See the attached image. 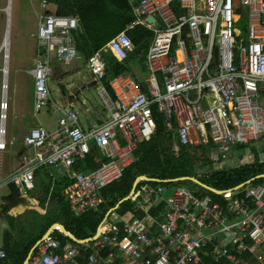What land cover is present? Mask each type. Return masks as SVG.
<instances>
[{
	"label": "built area",
	"instance_id": "1",
	"mask_svg": "<svg viewBox=\"0 0 264 264\" xmlns=\"http://www.w3.org/2000/svg\"><path fill=\"white\" fill-rule=\"evenodd\" d=\"M38 1L46 11L48 0ZM131 4L136 20L129 28L143 25L150 31L147 78L127 73L108 86L103 84L105 53L110 51L124 61L135 51L126 31L93 53L87 64L100 85L109 121L86 132L74 108L58 107L61 117L56 130L42 126L22 134L24 147L33 153L23 156L20 169L0 189L14 186L21 199H28L36 171L51 166L73 181L64 195L77 216L98 207L101 191L122 177L138 144L151 140L156 130L154 106L167 120H177L184 145L217 144L228 152L235 144L247 145L264 137V0H131ZM12 5L9 0L4 9L7 29L0 46L4 59L0 70L2 155L13 144L7 140ZM243 18L247 20L245 37L237 28ZM79 27L76 17L38 18L36 38L44 53L38 54L29 72L36 112L50 105L53 62L68 65L81 58L71 33ZM91 142L109 161L92 173L77 172L73 166L91 153ZM175 150L180 151L178 144ZM237 159L245 163L242 156ZM162 191L161 187L148 189L138 201L141 209L161 204L159 216L105 220L93 238L77 243L63 245L49 237L33 248L25 264H203L204 257L231 264H264V252L255 256L258 247L264 246V185L247 182L219 192L222 201L201 198L182 186L167 199ZM246 238L253 241L251 246ZM7 257L0 249V260Z\"/></svg>",
	"mask_w": 264,
	"mask_h": 264
},
{
	"label": "trees",
	"instance_id": "2",
	"mask_svg": "<svg viewBox=\"0 0 264 264\" xmlns=\"http://www.w3.org/2000/svg\"><path fill=\"white\" fill-rule=\"evenodd\" d=\"M48 1L55 6L56 16L80 19V29L71 33L77 50L85 61L124 31L132 38L135 51L130 53L126 60L120 61L110 51L105 53L107 71L104 85L108 86L111 81L127 73L137 78L136 66L141 68L142 76L145 77L147 51L151 44L150 31L143 25L129 28L136 20L131 0ZM140 83L144 93L147 92L144 82ZM152 111L156 130L151 140H143L138 144L133 162L126 167L122 177L101 191V204L98 207L77 216L64 195V191L73 181L60 176L51 166L41 167L36 172L34 188L27 193L38 201L46 212L41 214L36 210H27L18 216L7 213L8 229L4 235L3 249L8 257L0 260V264H25L31 250L55 224L62 225L66 232L55 228L50 238H55L65 245L69 242L77 243L76 240L93 238L110 211L108 222L115 216L125 222L144 220L148 215L159 216L162 213V205L158 202L142 209L136 207L144 193L151 188L188 185V189L201 198L210 196L215 201H222L224 196L218 192L235 189L247 182L252 185H264V158L254 160L252 156L249 161L242 159L245 161L242 164L240 159H231V155L226 154L227 152L217 144L184 145L178 136L177 120H167L156 106ZM175 144L180 146L179 152L175 150ZM247 145L235 144L232 148L243 152ZM108 161L109 159L93 144L91 153L85 159L79 160L73 169L91 173ZM223 161V166L217 165ZM10 187L15 199L19 200V192L14 186ZM132 192L134 195L130 197ZM245 241L250 246L253 244L248 238ZM209 250L210 248L207 249ZM261 252H264L262 245L258 247L255 256ZM203 264L231 263L228 260L216 262L211 257H204Z\"/></svg>",
	"mask_w": 264,
	"mask_h": 264
},
{
	"label": "rangeland",
	"instance_id": "3",
	"mask_svg": "<svg viewBox=\"0 0 264 264\" xmlns=\"http://www.w3.org/2000/svg\"><path fill=\"white\" fill-rule=\"evenodd\" d=\"M8 2L9 0H0V46L7 29L4 9L8 6ZM54 11V5L52 4H50L48 10L42 11L37 0H13L7 91L10 105L7 120V140L13 142V144L8 146L9 148L4 155L0 153V186L15 174L23 164V155L27 152L23 148L22 134L32 128L42 126L49 131L56 130L61 116L58 107L66 108L72 105L85 129H88L89 124L94 126L99 121H109V113L105 110V104L99 95L100 85L86 88L81 93H77L84 85L95 82L87 62L82 57L74 60L69 65L63 63L60 65L61 70L64 72L63 78L59 79L55 73L48 81L50 105L41 109L40 112L34 110L35 88L33 79L28 72L32 70L38 56L39 44L36 38L38 18L42 14H53ZM246 23L247 20L243 18L237 24V28L242 31V37L246 36ZM3 66V54H0V70ZM57 70H59L58 66ZM2 84L3 75L0 71V102ZM65 91L67 97L64 96ZM71 96L72 98H70ZM261 103L264 105V99ZM205 107L207 108V105ZM91 144L94 143L91 142ZM31 151L33 152V150ZM226 154L231 155V159L242 154L247 161L250 160L248 158L250 155L254 156V160L256 158L261 160V158H264V137L257 143L248 144L243 152H237L233 147ZM217 165L223 166V162H218ZM182 186L185 188L187 186V189L189 187L188 185ZM173 191H175V186L163 188L162 198L167 199ZM11 193V188L0 189V247L4 245V235L8 229V220L5 215L7 214V200ZM136 207L140 209L142 206L136 204ZM10 212H12V209ZM112 220L113 217L110 221Z\"/></svg>",
	"mask_w": 264,
	"mask_h": 264
},
{
	"label": "crops",
	"instance_id": "4",
	"mask_svg": "<svg viewBox=\"0 0 264 264\" xmlns=\"http://www.w3.org/2000/svg\"><path fill=\"white\" fill-rule=\"evenodd\" d=\"M38 1V0H37ZM40 3V2H39ZM41 4V3H40ZM53 5V4H52ZM41 7V6H40ZM50 7V3H49V1H48V8ZM48 8H47V10H48ZM54 9H55V11H54V13L53 14H50V15H52V16H56L57 15V10H56V8H55V6H54ZM41 10H42V8H41ZM43 11H45V10H43ZM43 15H49V14H42L41 16H43ZM40 17V16H39ZM38 43V42H37ZM39 44V43H38ZM39 52H40V48H39V45H38V54H39ZM79 55L82 57V58H84L83 57V55L82 54H80L79 53ZM37 59V58H36ZM79 59V58H78ZM36 61V60H35ZM34 64H35V62H34ZM62 63H59V62H57V61H54L53 62V65H54V68H55V73H56V77H58L59 79L60 78H63V74H64V72H63V70H61V65ZM71 64V63H70ZM69 65V64H68ZM57 66H58V68H59V70H57ZM34 67V66H33ZM146 68V67H145ZM31 71V70H30ZM29 71V72H30ZM28 72V73H29ZM29 75H30V73H29ZM66 75V74H65ZM136 75H138L142 80H145L146 78H147V71H146V75H145V77H143L142 76V71H141V68L139 67V66H136ZM31 76V75H30ZM32 77V76H31ZM33 79V78H32ZM33 82H34V80H33ZM92 86H97L96 85V83L94 82L93 84L92 83H90V84H87V85H84L82 88H80L79 90H78V94L79 93H81L83 90H85L86 88H90V87H92ZM64 96H66L67 97V92L65 91L64 92ZM70 98H72V96L70 97ZM33 104H34V98H33ZM68 107H72V105H69ZM72 108H74V107H72ZM34 110H35V108H34ZM61 117V116H60ZM105 122L103 121H99L96 125H91V124H89L88 125V129H85L83 126H82V124H81V122H80V125H81V127L86 131V132H90V131H92V130H94V129H96V128H98L100 125H102V124H104ZM121 143H124L123 141H120ZM23 148H24V150H26V152H27V154H24L23 156H26V155H29V154H31V153H33L30 149H28V148H25L24 146H23ZM102 152V151H101ZM103 153V152H102ZM104 154V153H103ZM104 156H105V154H104ZM238 156H242V154H240V155H238ZM243 157V156H242ZM38 170H40V169H38ZM37 170V171H38ZM36 171V172H37ZM90 173V172H89ZM92 173V172H91ZM86 174H88V173H86ZM13 176V175H12ZM60 176H62V177H65V176H63V175H61L60 174ZM11 177V176H10ZM9 180V179H8ZM35 180H36V173H35V179H34V182H33V188H34V184H35ZM119 180V179H118ZM117 181V180H116ZM3 185V184H2ZM1 185V186H2ZM7 188H11L10 186L9 187H7ZM32 188V189H33ZM5 189V188H4ZM12 189V188H11ZM16 189V188H15ZM31 189V190H32ZM17 190V189H16ZM31 190H28V191H31ZM18 191V190H17ZM219 193V192H218ZM28 194V193H27ZM130 197H132V196H130ZM15 204V205H14ZM9 205H11L10 206V208H7ZM14 205V206H13ZM7 207H6V212L8 213H11V215H15V216H18V215H21V214H23L25 211H27V210H36V211H38L39 213H41V214H44L45 212H46V209L45 208H43V207H41L40 205H39V203H38V201H36L35 199H33V198H31L30 196H29V194H28V199H21V197L19 198V200H16L15 199V197H14V195H13V192L11 193V196L8 198V200H7ZM11 209H12V212H10L11 211ZM110 213H111V211L107 214V216H106V218L104 219V221L105 220H107V218L109 217V215H110ZM5 217H6V219H7V214L5 215ZM116 219H120L118 216H115V217H113V220L112 221H114V220H116ZM52 228V227H51ZM50 228V229H51ZM55 228H59L60 229V227L59 226H54L53 227V229H52V232L54 231V229ZM49 229V230H50ZM52 232H51V234H52ZM48 233V232H47ZM51 234L49 235V237L51 236ZM48 237V238H49ZM45 240V239H44ZM43 241V240H42ZM39 242H41V241H39ZM38 243V242H37ZM0 249H3V245L0 247ZM33 250V249H32ZM31 250V251H32ZM14 262H10L9 264H13Z\"/></svg>",
	"mask_w": 264,
	"mask_h": 264
},
{
	"label": "water",
	"instance_id": "5",
	"mask_svg": "<svg viewBox=\"0 0 264 264\" xmlns=\"http://www.w3.org/2000/svg\"><path fill=\"white\" fill-rule=\"evenodd\" d=\"M148 20H149L150 22H152V21L154 20V18H153V17H148ZM40 53H41V54L44 53V48H43V47L40 48ZM96 85H97V84H96ZM144 178H145V177H144ZM145 179H146V178H145ZM255 179H256V178H255ZM253 180H254V179H252V181H253ZM133 195H134V192H132L131 196H133ZM14 205H15V204H14ZM14 205H13V206H14ZM10 206H11V205H9L7 208H10ZM7 210H8V209H7ZM54 226H59L60 229H61L63 232H66V231H65V228H64L62 225H60V224H55V225L52 226V228L48 231V233L45 235V237H44L42 240L47 239V238L49 237V235L51 234L52 229H53ZM42 240H41V241H42ZM38 243H40V242H38ZM38 243H37L36 245H38ZM36 245H35V246H36Z\"/></svg>",
	"mask_w": 264,
	"mask_h": 264
},
{
	"label": "clouds",
	"instance_id": "6",
	"mask_svg": "<svg viewBox=\"0 0 264 264\" xmlns=\"http://www.w3.org/2000/svg\"><path fill=\"white\" fill-rule=\"evenodd\" d=\"M87 62V61H86Z\"/></svg>",
	"mask_w": 264,
	"mask_h": 264
}]
</instances>
